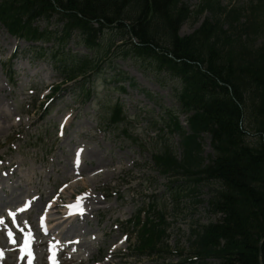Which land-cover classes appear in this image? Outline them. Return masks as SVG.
Wrapping results in <instances>:
<instances>
[{"label":"rangeland","instance_id":"obj_1","mask_svg":"<svg viewBox=\"0 0 264 264\" xmlns=\"http://www.w3.org/2000/svg\"><path fill=\"white\" fill-rule=\"evenodd\" d=\"M204 1L205 0L181 1L184 5L183 7H187L191 14L189 19L180 27L179 36L182 38L193 36L203 27L206 20L209 19L210 22H213L216 18L215 21L224 23V30L222 28L224 33L229 30V34H226L230 40L227 46H225V61L228 62L232 59L235 64H237L234 60L235 58L245 63L251 61L253 56L264 46V0H207L206 3L210 1L219 2L220 6L224 9L223 12H216V14L209 9H202ZM238 9L240 10V18L238 22L233 25V27H237V30L230 31V23L226 16L230 11ZM56 18L58 17H54L49 23L40 20L38 25H40L42 29H45L46 26H52V29H57L56 22L58 20L56 21ZM238 28L246 29L247 33H243ZM0 32L3 33L2 31ZM1 33L0 46L5 47L7 45L8 48H0V61L8 63L12 51L16 48L14 52L17 53L18 60L15 62L14 67L12 63V69L16 73V78H19V81L15 87L8 89L6 80H2L3 72L0 66V81L2 80L0 82V89L5 91L0 92V105H2V102L6 104L3 105L4 113L7 114L13 111L15 114L14 118L12 117L9 122H7L6 117L0 121V125L5 129V133L0 137V148L5 147V140L13 139V144L10 145L8 149L13 153L15 158H18V162H21L23 158L20 156L21 152L17 149L18 145L15 139L21 140L19 132H21V130L24 131L27 128L26 121L29 123L30 121L21 118L24 123V126L21 128L19 123H17V118H19L21 113L29 106L31 100H40L41 103L46 101L49 97L47 96L49 94L48 87L58 83L56 78H58L57 75L59 74L53 69L50 60H34L32 57L24 55L29 45H25L24 43L18 45L13 39L6 35L3 36ZM214 35L216 36V34ZM214 35L210 36L209 39H213ZM200 36L202 37L201 39H207V35L205 34H201ZM221 39H225V37L223 36ZM221 48H223V46H220V49ZM73 51L82 56H91V52L84 45L73 46ZM111 67L112 69H114V67L120 69V71H124L130 78L135 79L138 88L131 90L128 84H123L122 87L127 90L128 94H122L120 91H116V86L113 85L114 83L112 81V79L115 78L114 72H110L106 67L105 72L107 74L97 80V83L100 85L103 84V79L104 84L106 80L109 81V83L106 84V86H109L108 88H106L105 85L97 87V96L95 98L101 101L102 104L99 111H97L98 108L96 109L95 104L93 106L94 109L88 110L87 108L90 107L89 105L82 107L80 102H75L72 96H66L62 101L54 105L52 111L48 115L49 117H46L43 125L48 127L50 121H56V123H58L60 117L62 120V118L70 114L72 116L71 119H75H73L75 121V127H72L71 130L73 137L79 130L88 133L89 130L97 126L93 133H89L94 136V140L89 141V147L93 148L97 153V162H99L100 167L104 168L93 171V175L98 172L101 173V178L94 179L96 183H94L93 180L83 181L79 183L75 189L76 192H80L79 194H85V192L81 191L94 189V195L91 199L92 203L102 201L99 206L100 209H107L104 212H100V214L108 226L106 231L115 233L107 237V245L112 246V248H116L117 245L120 250L115 254L111 264H124L125 261L127 264H181L178 255L173 254V252L177 250L178 247L179 252L187 250V246L189 245L188 231L190 225L191 229L195 228L197 225H205L209 222V217L204 216L205 211L201 208L195 212L196 216L194 218H190V220L182 218L183 215L181 217V215L175 211V203L170 202L168 196L165 195L167 185L172 179H169L160 170L155 168L154 156H160L159 151H161L162 154L171 153V159H176L177 162H179L183 156V149L180 146L181 137L178 134H167L171 133L164 129L165 125L163 121H165L164 118H167V115L164 113L161 114L162 108L174 109V111H177V105L171 94L172 87L168 86L163 89L158 84L154 74L147 70L146 65L139 68L137 63L131 62L130 60L112 58ZM242 68H244V66L237 64L235 69L236 73L239 74ZM235 79L236 81L240 80L238 76H235ZM176 88L177 87H175V89ZM240 90L241 92H245L247 96L252 92V90L246 89V86H241ZM143 91L148 95H152L156 103L149 99ZM17 101L25 106L24 111L18 108L16 104ZM118 105L125 108V110H119V112L122 111L125 113V121L118 115L111 117L112 111L116 112V109L119 107ZM31 112L34 113V110ZM93 115H95V117H93ZM135 118H137L138 121H136ZM36 119L37 115L32 118L31 121H35ZM180 120L186 125V116L181 115ZM247 120L248 117L246 116L245 127L246 129H250L249 125L253 122L252 120ZM152 125H154L155 128ZM43 129H45V127ZM160 130H165V135L158 133ZM204 137V151L202 157L206 160L213 151L210 144V137ZM80 141L82 140L80 139ZM163 143H165L167 147L166 150H163ZM141 150H144V152H141ZM170 150L174 152V154L170 152ZM63 151L65 152V150ZM60 153L57 152L56 155L60 156ZM2 156L3 154H0V157ZM4 161H6V159H4ZM30 162H35V159L32 161L30 160ZM32 166L33 164L28 167L30 168ZM66 172L69 171L66 170ZM45 176H43L41 180L42 191L39 192L42 196L47 192L48 187L51 186V184L44 179ZM50 177L55 180L57 175L55 172H52ZM87 179L88 177H84V180ZM33 188L37 190L36 187ZM116 192H118L117 196H115ZM204 193H206V190H204ZM152 194L160 199V209L155 216L160 212L164 215L167 229L166 233L163 234L160 232L162 227H157L155 230L158 232V240L156 237L150 238L152 244L147 246L145 250H150L151 252L152 249H158L159 245L163 244L164 241L166 246L159 251V254L152 251L151 255L147 256L150 252L146 254H135V252H133L132 255H135V257L123 260V254L129 253L130 251V244L133 247L137 246L135 235H137L138 232L135 230L136 227L134 226L130 227L128 230L125 223L133 218L136 211L143 206L144 198H148ZM120 197H123V199L120 200ZM189 212L190 209L185 208L183 214L187 215ZM97 213H93V215L96 216ZM126 231H128L127 234L130 236V239L121 246L119 242ZM98 235L100 236V234H97V236ZM101 255L104 258L103 264H105L106 258L102 253L96 254L95 258L97 259Z\"/></svg>","mask_w":264,"mask_h":264},{"label":"trees","instance_id":"obj_2","mask_svg":"<svg viewBox=\"0 0 264 264\" xmlns=\"http://www.w3.org/2000/svg\"><path fill=\"white\" fill-rule=\"evenodd\" d=\"M53 1L63 6L64 0ZM65 4L85 33L89 32V21H133L134 35L138 39L154 47L166 42L167 46L163 47L182 61L181 64L169 61L167 66L185 74V78L187 74L193 78L185 86L182 103L194 111V130L211 135L216 155L211 164L202 169L203 158L199 147L193 143L186 162L179 165L180 172L189 178L194 189L201 183L213 193L208 202L211 212L226 214L224 225L209 226L195 235L192 254L199 260L198 264H209L206 259L211 257L218 258L219 264H259V242L264 238V46L247 63L234 59L244 66L237 74V64L232 59L228 62L224 59L225 46L230 40L226 35L225 39L219 36L213 41L207 39L209 45L204 49L194 39L178 38L176 26L179 18L182 20L185 15L181 13L174 20L169 14L176 7L174 1L171 4L169 0H66ZM50 7L51 0L5 1L0 4V20L14 33L43 38L39 30L33 28V22ZM78 14L84 20L79 19ZM239 16V12H233L229 20L234 23ZM231 30L237 28L231 27ZM212 31L208 24L202 29L207 37L213 35ZM242 31L246 33V29ZM189 62H197L200 66L192 67ZM202 67L206 73L202 72ZM235 76L240 80L236 81ZM241 86L260 91L255 99H260L258 107L241 100L253 119H261L259 125L254 123L260 141L252 145L243 142L238 126L242 113L234 99H242ZM198 192L192 191L196 195ZM262 261L264 264V244Z\"/></svg>","mask_w":264,"mask_h":264},{"label":"snow or ice","instance_id":"obj_3","mask_svg":"<svg viewBox=\"0 0 264 264\" xmlns=\"http://www.w3.org/2000/svg\"><path fill=\"white\" fill-rule=\"evenodd\" d=\"M78 163H79V161L77 160V164ZM30 205H31V202H28V206H30ZM71 207L74 208V209H79L81 207V205L80 204H76V205H73ZM20 210L23 211L25 209L22 208ZM70 214H74V213H70ZM8 215L13 219V221H15V215H16L15 212H11L10 211L8 213ZM2 223H4V221L0 220V224H2ZM45 230H46V226H45ZM8 238H9L11 243H13V244L16 243L15 236L10 230L8 231ZM33 241H34V237L31 236V235L26 238L24 245L20 248V251L22 253L21 259H23L25 255H27L29 258L32 257L31 244H32ZM55 248H56V246L53 245L50 250L53 251V253H54L55 252ZM0 255H2V252H0ZM53 264H55L54 260H53Z\"/></svg>","mask_w":264,"mask_h":264},{"label":"bare ground","instance_id":"obj_4","mask_svg":"<svg viewBox=\"0 0 264 264\" xmlns=\"http://www.w3.org/2000/svg\"><path fill=\"white\" fill-rule=\"evenodd\" d=\"M2 134H4V130H3V128H0V136H1Z\"/></svg>","mask_w":264,"mask_h":264}]
</instances>
